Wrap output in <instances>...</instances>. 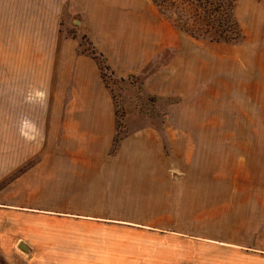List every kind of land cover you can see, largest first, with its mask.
Here are the masks:
<instances>
[{
    "label": "crops",
    "instance_id": "crops-1",
    "mask_svg": "<svg viewBox=\"0 0 264 264\" xmlns=\"http://www.w3.org/2000/svg\"><path fill=\"white\" fill-rule=\"evenodd\" d=\"M147 4L157 17L151 0H0V140L14 142L0 181L24 167L32 141H53L38 163L0 187L7 264H264V172L247 183L246 195L221 197L200 166L197 234L185 223L109 207L167 198L175 182L174 132L135 127L114 147L112 96L96 61L67 29L77 23L116 74L135 71L133 44L118 47V35L142 27ZM47 124L53 129L42 131ZM221 137L204 133L199 156L216 155Z\"/></svg>",
    "mask_w": 264,
    "mask_h": 264
},
{
    "label": "rangeland",
    "instance_id": "rangeland-1",
    "mask_svg": "<svg viewBox=\"0 0 264 264\" xmlns=\"http://www.w3.org/2000/svg\"><path fill=\"white\" fill-rule=\"evenodd\" d=\"M234 13L243 38L232 43L216 42L178 30L160 12L156 17L154 9L144 5L139 18L142 27H124L118 35V47L128 49L133 44L136 61L132 68L137 70L119 75L77 23L67 29L68 35L80 40V52L87 54L93 45L106 59L109 69L102 68L100 74L112 96L115 138L119 139L128 129L148 124L162 131L169 127L174 132L175 182L172 187L169 185L167 198L143 206H109L113 212L121 208L115 214L136 217L144 213L180 226L185 223V229L197 234L200 166L206 182H217L211 187L217 188L221 197L246 195L248 182L262 180L264 5L259 7L254 0H237ZM148 76L151 79L147 87ZM51 116L53 109L47 110L48 120ZM40 129L50 132L53 126L47 124ZM213 132L222 136L220 151L199 156L201 136ZM162 138L165 146L171 145L167 136ZM13 144L0 140V164L9 160L12 151L7 146ZM31 144L34 152L23 166L38 163L47 145L53 149V141ZM173 210L185 218L184 222L172 218ZM0 264H7L1 253Z\"/></svg>",
    "mask_w": 264,
    "mask_h": 264
},
{
    "label": "trees",
    "instance_id": "trees-1",
    "mask_svg": "<svg viewBox=\"0 0 264 264\" xmlns=\"http://www.w3.org/2000/svg\"><path fill=\"white\" fill-rule=\"evenodd\" d=\"M151 1L175 28L194 38H207L211 41L232 43L239 41L244 36L234 13L237 0ZM87 54L96 61L100 71L102 68L109 69L105 57L93 45ZM117 142L118 139L114 138V145ZM29 165H24V167ZM24 167L17 171L20 172ZM13 175H15L14 172L1 180L0 187Z\"/></svg>",
    "mask_w": 264,
    "mask_h": 264
},
{
    "label": "water",
    "instance_id": "water-1",
    "mask_svg": "<svg viewBox=\"0 0 264 264\" xmlns=\"http://www.w3.org/2000/svg\"><path fill=\"white\" fill-rule=\"evenodd\" d=\"M19 247L24 251H28V248L24 244H19Z\"/></svg>",
    "mask_w": 264,
    "mask_h": 264
}]
</instances>
